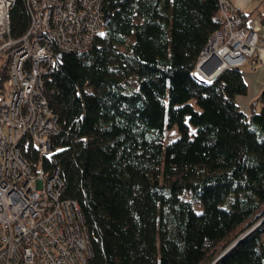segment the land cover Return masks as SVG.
<instances>
[{"label":"trees","instance_id":"16d2710c","mask_svg":"<svg viewBox=\"0 0 264 264\" xmlns=\"http://www.w3.org/2000/svg\"><path fill=\"white\" fill-rule=\"evenodd\" d=\"M102 9L103 35L83 53H55L43 78L58 125L51 157L21 146L77 203L88 264H211L260 221L215 264H264V87L245 114L240 69L192 76L220 26L218 0H103ZM10 19L21 36L24 0ZM172 127L178 136L163 145Z\"/></svg>","mask_w":264,"mask_h":264},{"label":"built area","instance_id":"2783aa9c","mask_svg":"<svg viewBox=\"0 0 264 264\" xmlns=\"http://www.w3.org/2000/svg\"><path fill=\"white\" fill-rule=\"evenodd\" d=\"M103 0H24L25 33L11 35L16 0H0V53L7 78L0 98V264H88V235L76 202L63 199L58 171L33 167L27 139L39 158L51 157L57 119L43 94V78L57 52L83 53L104 30ZM219 28L200 53L205 72L241 69L261 59L264 37L246 28L229 0H218ZM257 51V52H256Z\"/></svg>","mask_w":264,"mask_h":264},{"label":"crops","instance_id":"0c3cea01","mask_svg":"<svg viewBox=\"0 0 264 264\" xmlns=\"http://www.w3.org/2000/svg\"><path fill=\"white\" fill-rule=\"evenodd\" d=\"M229 1L236 9L244 26L264 37V0ZM240 71L246 85V94L236 98V105L243 113L248 114L252 104L255 110L259 109L256 102L264 87V57L258 58V61L254 63L247 61Z\"/></svg>","mask_w":264,"mask_h":264},{"label":"water","instance_id":"95a60500","mask_svg":"<svg viewBox=\"0 0 264 264\" xmlns=\"http://www.w3.org/2000/svg\"><path fill=\"white\" fill-rule=\"evenodd\" d=\"M108 21H109V16L108 15H105V17H104V26H106L107 25V23H108ZM201 68L202 69V63L200 62L198 65H197V68ZM215 71H216V69L214 70V71H208V72H205L206 73V75L208 76V77H210L208 80H209V82L210 81H212L213 79H215L220 73H218V74H215ZM200 83H204V82H202V81H200ZM264 219V218H263ZM262 219V220H263ZM261 223V221L260 222H258L256 225H254L251 229H249V230H247L244 234H242L239 238H237L231 245H229L219 256H217L215 259H214V261L211 263V264H215L224 254H226L231 248H233L234 246H236L247 234H249L254 228H256L259 224Z\"/></svg>","mask_w":264,"mask_h":264},{"label":"rangeland","instance_id":"374dc122","mask_svg":"<svg viewBox=\"0 0 264 264\" xmlns=\"http://www.w3.org/2000/svg\"><path fill=\"white\" fill-rule=\"evenodd\" d=\"M12 10V9H11ZM11 13V11H10ZM10 22H11V19H10ZM11 26V24H10ZM25 33V32H24ZM23 33V34H24ZM16 38H19V37H16ZM257 52V51H256ZM4 58V54L3 53H0V62L2 61V59ZM255 60L258 61V58H256ZM252 63V62H251ZM259 108V107H257ZM258 110V109H257ZM178 134H177V131H176V128L175 127H172L171 129L169 130H166L165 133H164V137H163V145H166L167 143H169L170 141H173L177 138ZM261 170H264V166L260 167ZM256 225V224H255Z\"/></svg>","mask_w":264,"mask_h":264},{"label":"bare ground","instance_id":"6f19581e","mask_svg":"<svg viewBox=\"0 0 264 264\" xmlns=\"http://www.w3.org/2000/svg\"><path fill=\"white\" fill-rule=\"evenodd\" d=\"M262 57H264V52H262ZM200 69H197L196 70V77L199 79V80H206V79H209L210 77H208L207 75H204L203 73H201L199 71Z\"/></svg>","mask_w":264,"mask_h":264},{"label":"clouds","instance_id":"9594fccd","mask_svg":"<svg viewBox=\"0 0 264 264\" xmlns=\"http://www.w3.org/2000/svg\"><path fill=\"white\" fill-rule=\"evenodd\" d=\"M206 82H209V81H206Z\"/></svg>","mask_w":264,"mask_h":264},{"label":"snow or ice","instance_id":"6c2138e0","mask_svg":"<svg viewBox=\"0 0 264 264\" xmlns=\"http://www.w3.org/2000/svg\"><path fill=\"white\" fill-rule=\"evenodd\" d=\"M101 35H103V34H101Z\"/></svg>","mask_w":264,"mask_h":264}]
</instances>
